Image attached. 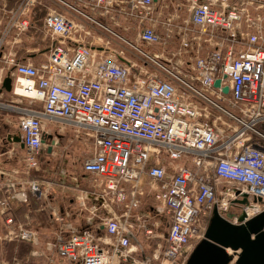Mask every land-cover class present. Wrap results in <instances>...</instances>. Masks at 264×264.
I'll use <instances>...</instances> for the list:
<instances>
[{"label": "built area", "instance_id": "2783aa9c", "mask_svg": "<svg viewBox=\"0 0 264 264\" xmlns=\"http://www.w3.org/2000/svg\"><path fill=\"white\" fill-rule=\"evenodd\" d=\"M48 1L39 30L47 42L43 61L7 49L31 27L38 0H18L0 30V90L9 77L10 94L41 109L17 103L0 110L19 115L33 170L51 145L43 144L46 121L72 127L92 150L73 183L83 223L67 224L52 210L54 241L30 258L186 264L214 212L223 218L239 199L248 219L264 211V0H187L167 17L154 14L162 0ZM183 10L187 19L178 15ZM29 184L32 197H47L39 181ZM9 187L0 200L4 241L37 246L36 232L8 216L12 201H28ZM226 252L235 264L240 251Z\"/></svg>", "mask_w": 264, "mask_h": 264}, {"label": "crops", "instance_id": "0c3cea01", "mask_svg": "<svg viewBox=\"0 0 264 264\" xmlns=\"http://www.w3.org/2000/svg\"><path fill=\"white\" fill-rule=\"evenodd\" d=\"M187 0H162V2L157 1L156 9L155 12H161L162 15L165 17L172 15L174 12V5L176 3H184ZM17 2L18 0H0V30L4 24V21L10 17L11 13L14 12V10L17 7ZM47 7L52 6L51 2L48 0H38V4L35 5L29 12L28 18L30 19L31 27L28 29L27 32L22 34L20 38L15 42L12 43L11 37L10 39V44L7 46V49L17 55V57H20V59H24L26 61H30L34 64H37L45 59V53H43V50L45 49V46L47 45V42L43 41V37L41 32L39 31L41 28L42 20L46 14L45 9ZM178 13V12H177ZM180 19H184L183 13H178ZM163 20L160 21V23ZM158 33H162V25L158 24L157 30ZM134 34L129 35L130 39H133ZM106 38H110L108 35H106ZM116 44V45H115ZM114 46L116 48L117 42L115 39H113V43L111 46ZM45 51V50H44ZM23 101L22 103L20 102V99L14 96L13 94H7L5 92L0 95V104H5V105H14L18 103L20 106H23ZM21 103V104H20ZM2 113V114H1ZM15 113V112H14ZM12 115V113H5L2 110H0V200L5 196L8 197V194L10 193V184H14V186H19L18 184V177L16 176V172L13 168L11 167V160L16 157L15 152L18 151L19 146L15 145L13 143H7L6 138L8 135L13 134L17 131L16 128H14L13 125H10V123L7 121L9 116ZM17 115V114H16ZM49 122V121H48ZM1 123L3 125H1ZM72 128V127H70ZM73 129V128H72ZM64 129H61V131H58L59 133H63ZM74 129L72 130V132ZM44 132H45V141H47L49 144H52L54 140H56V134L58 133L57 131H53L51 128H47L46 126L44 127ZM50 137V138H48ZM80 140H75L74 139V134L73 137L70 139V145L74 142H79ZM6 142V143H5ZM83 142V141H82ZM25 151V150H24ZM56 151L59 152L58 150V143L55 149L52 150V153H56ZM51 153V154H52ZM71 155H68L69 158H73L75 161L74 163L80 164L84 158H80V154L77 156L74 155V152L69 151ZM67 153V154H68ZM73 153V154H72ZM51 154H47L46 150L44 149L40 156L39 159L48 156ZM85 155H87L85 153ZM79 156V157H78ZM13 157V158H12ZM76 158V159H75ZM80 166V165H79ZM11 167V168H9ZM9 169H12L11 171H8ZM63 175L65 176L64 179L60 177L61 173L58 176V180L55 182L56 184H53V192L50 194V202L43 203L41 202L40 205H38L35 209L32 207L30 208L29 205H25L26 202L23 203H18L17 201H12L11 205L12 208L8 214L11 215L12 219L16 222V224H24L27 225V223L31 224L35 222L39 226L44 222L45 220L48 221L49 223L52 221L54 224V230L52 235L57 231V228L59 227L58 223H55L52 220V210H54L56 213H58L60 216L64 218V222L67 224H71L75 227H80L81 224L83 223L82 219L78 218L76 216V213H79L78 205L76 203V196H78L79 191L74 189L73 183L74 180L78 178L77 174H67L66 171H61ZM82 174L81 168H80V175ZM64 181V186L59 185L60 181ZM144 183V180L142 181ZM42 184V183H40ZM25 187H19L18 190L24 191ZM26 190V189H25ZM48 195V194H47ZM49 196V195H48ZM48 196L44 198L48 199ZM145 199H143L144 201ZM77 211V212H76ZM44 212H47V215L44 214ZM46 215V216H45ZM84 215V214H82ZM45 216V218H44ZM5 217L0 215V241H4L5 237L8 234V229L6 231L5 223H4ZM24 222V223H23ZM31 229V228H30ZM33 230V229H31ZM33 231L36 232L37 236H41V232L43 231V228L37 230L35 228ZM45 242L48 244H52L54 240H49L45 236ZM50 242V243H49ZM46 251V248H45ZM40 253H44L41 251ZM31 254V253H30Z\"/></svg>", "mask_w": 264, "mask_h": 264}, {"label": "rangeland", "instance_id": "374dc122", "mask_svg": "<svg viewBox=\"0 0 264 264\" xmlns=\"http://www.w3.org/2000/svg\"><path fill=\"white\" fill-rule=\"evenodd\" d=\"M183 13V18L187 19L188 18V13L186 10H183L180 12V14ZM112 40V36H110ZM117 45L119 44L118 41L116 40ZM116 45V44H115ZM177 46L174 47H168L167 49H159V48H153L151 52L153 53H158L163 50L165 52L170 53V52H175ZM238 51V49H236ZM162 53V52H161ZM126 56L128 58H133L128 52H126ZM137 59V58H133ZM23 106L26 107V109H33L39 111L41 109V106L39 105H33L30 106L28 101H23ZM22 108V105L20 106ZM5 112V111H3ZM6 113V112H5ZM2 114V113H1ZM9 120L11 121L12 125L14 128L17 127L18 121H19V115H16V113L12 112V115H8ZM1 125H3L1 123ZM45 126L47 128H51L53 131H61V129H64L63 133H57L56 134V140L58 143V151L56 153H52L51 155L44 156L38 160V170H33L31 169L29 164L26 162V157H27V151L25 149L21 150L18 148V151L15 152L16 157H14L13 160H11V167H15L14 169L16 172V176L18 177V184L19 186H15L16 194H21L24 193L27 195L28 201L26 202L25 205H29L30 208L32 207L35 209L38 205H40L41 202L46 203L50 202L51 199L49 198L50 194L53 192L52 184H56L55 182L58 180V176L61 173V171H66L67 174H77L78 178L81 177L80 175V166L79 164L74 163L73 158H69L68 155H71L68 153L69 151L74 152V155L77 156L80 154L81 157H85V153L87 154L90 150H92L86 142H74L70 145V139L73 137V132L72 128L70 126L65 125L64 123L56 122V121H46ZM25 150V151H24ZM68 153V154H67ZM73 154V153H72ZM79 157V156H78ZM13 158V157H12ZM76 159V158H75ZM9 167V168H11ZM8 171H11L12 169H9ZM32 181H39V183H42V188L47 191L48 199L44 198L42 199H35L30 195L29 192V186L30 182ZM19 187H25L24 191L18 190ZM223 187L225 188H233L234 186L232 185H224ZM53 195V194H51ZM24 204V203H23ZM144 207L149 208L150 205H152V201L149 198H146L144 200ZM246 203L244 200H235L230 202L228 211L223 215L224 219L231 222L235 223L237 217L242 213V208H244ZM12 208V207H11ZM44 214L47 215V212H44ZM45 215V216H46ZM44 216V218H45ZM15 223V222H14ZM24 223V222H23ZM18 224V223H17ZM26 227H29L31 229L37 228V230L43 228V231L41 232V236L38 235V245L37 246H30L25 243H20V242H5V241H0V264H45V259L44 258H30V253L36 252L40 253L43 251L45 253V248L47 245H51L45 242V236L49 240L54 239V235H52L54 228V224L52 221L49 223L48 221L42 222V224L39 226L35 222L29 224L27 223ZM50 243V242H49Z\"/></svg>", "mask_w": 264, "mask_h": 264}, {"label": "water", "instance_id": "95a60500", "mask_svg": "<svg viewBox=\"0 0 264 264\" xmlns=\"http://www.w3.org/2000/svg\"><path fill=\"white\" fill-rule=\"evenodd\" d=\"M219 86L216 80L214 87ZM11 92V79L5 78L2 83L0 95ZM223 93H228V88L223 89ZM50 138V137H48ZM7 143L18 145L21 150L25 149L19 136H7ZM43 139V144H45ZM53 141L48 146L46 153H52ZM240 251L235 264H264V211L252 218L242 212L231 223L224 218L213 214L205 239L202 240L193 250L186 264H230L231 257L226 250Z\"/></svg>", "mask_w": 264, "mask_h": 264}, {"label": "flooded vegetation", "instance_id": "af4514ba", "mask_svg": "<svg viewBox=\"0 0 264 264\" xmlns=\"http://www.w3.org/2000/svg\"><path fill=\"white\" fill-rule=\"evenodd\" d=\"M9 136V135H8ZM10 136H19V132L18 131H16L15 133H13V134H10ZM20 137V136H19ZM6 143V142H5Z\"/></svg>", "mask_w": 264, "mask_h": 264}, {"label": "bare ground", "instance_id": "6f19581e", "mask_svg": "<svg viewBox=\"0 0 264 264\" xmlns=\"http://www.w3.org/2000/svg\"><path fill=\"white\" fill-rule=\"evenodd\" d=\"M17 92H18V90H17Z\"/></svg>", "mask_w": 264, "mask_h": 264}]
</instances>
